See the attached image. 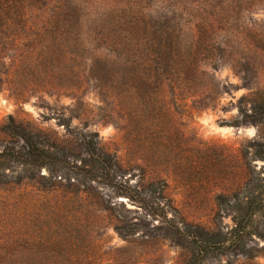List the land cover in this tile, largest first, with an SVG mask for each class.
Here are the masks:
<instances>
[{
  "label": "rangeland",
  "instance_id": "1",
  "mask_svg": "<svg viewBox=\"0 0 264 264\" xmlns=\"http://www.w3.org/2000/svg\"><path fill=\"white\" fill-rule=\"evenodd\" d=\"M2 11L27 21L11 25L20 33L14 45L9 37L0 44V127L11 116L63 136V120L69 119L72 129L97 133L130 170L128 177L136 176L132 182L141 172L165 181L181 215L206 226L218 210L217 196L244 182L246 162L257 170L264 166L247 147L258 140V127L233 123L242 106L250 108L251 94L264 97V0H0ZM62 14L70 16L62 25L67 60L52 70L72 89L52 90L45 83L48 59L36 62L30 54ZM152 27L175 40L177 32L185 51L203 48L198 68L204 76L195 91L163 87L152 96L160 122L134 123L116 100L113 78L102 71L117 60L118 35ZM33 76L43 83L36 85ZM103 206L33 184L0 186V255L8 257L3 264L185 262L188 252L160 236L138 231L122 238L116 217ZM238 264H264V258Z\"/></svg>",
  "mask_w": 264,
  "mask_h": 264
},
{
  "label": "trees",
  "instance_id": "2",
  "mask_svg": "<svg viewBox=\"0 0 264 264\" xmlns=\"http://www.w3.org/2000/svg\"><path fill=\"white\" fill-rule=\"evenodd\" d=\"M69 17L59 15L53 20V28L40 37V46L31 48L30 59L42 62L47 58L52 66L45 82L52 90L72 89L70 80L59 78L52 70L62 68L67 60L62 25L70 21ZM26 21L18 12L2 11L0 44L9 37L14 45L20 33L11 25ZM116 41L117 60L102 73L113 78L116 100L134 123L160 122L161 114L154 111L158 100L152 96L159 95L163 87L195 91L194 86L204 76L198 68L203 48L185 51L177 32L175 40L164 29L132 28L124 37L118 35ZM33 77L36 85L43 83ZM247 101L250 108L242 106L240 117L233 123L258 127V140L247 147L264 163V97L254 93ZM63 121L67 131L58 136L8 117L0 127V186L33 184L46 193L61 190L93 198L116 217L115 230L122 238L138 231L144 236H160L188 252L183 264H238L264 258V166L257 170L246 162L242 185L217 196L218 210L211 225L192 223L169 197L165 181L148 180L141 172L132 182L136 176L128 177L130 170L101 145L97 133L72 129L69 119ZM248 156L244 149V160ZM126 202L135 208H127ZM225 219L231 224H224ZM155 221L157 225H153ZM7 259L0 255V264Z\"/></svg>",
  "mask_w": 264,
  "mask_h": 264
}]
</instances>
